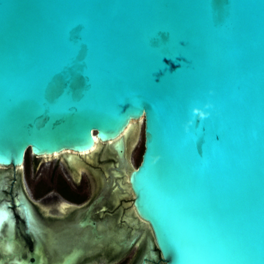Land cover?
Returning a JSON list of instances; mask_svg holds the SVG:
<instances>
[{
  "label": "water",
  "instance_id": "obj_1",
  "mask_svg": "<svg viewBox=\"0 0 264 264\" xmlns=\"http://www.w3.org/2000/svg\"><path fill=\"white\" fill-rule=\"evenodd\" d=\"M141 119L164 264H264V0H0V164Z\"/></svg>",
  "mask_w": 264,
  "mask_h": 264
},
{
  "label": "flooded vegetation",
  "instance_id": "obj_2",
  "mask_svg": "<svg viewBox=\"0 0 264 264\" xmlns=\"http://www.w3.org/2000/svg\"><path fill=\"white\" fill-rule=\"evenodd\" d=\"M133 134L122 156L98 141L0 164V264H164L134 207Z\"/></svg>",
  "mask_w": 264,
  "mask_h": 264
},
{
  "label": "rangeland",
  "instance_id": "obj_3",
  "mask_svg": "<svg viewBox=\"0 0 264 264\" xmlns=\"http://www.w3.org/2000/svg\"><path fill=\"white\" fill-rule=\"evenodd\" d=\"M136 124V128L133 134L135 136V142L136 140H138L137 144L134 147V154H135V161L133 163L132 167H136L138 166L140 159H141V154L143 151V141H144V137H143V123L141 121H137V122H133V124Z\"/></svg>",
  "mask_w": 264,
  "mask_h": 264
},
{
  "label": "bare ground",
  "instance_id": "obj_4",
  "mask_svg": "<svg viewBox=\"0 0 264 264\" xmlns=\"http://www.w3.org/2000/svg\"><path fill=\"white\" fill-rule=\"evenodd\" d=\"M140 121L143 123V120H142V119H141ZM136 126H137V125L134 123V124H132L130 127L126 128V129L124 130V132H123L124 135H125V137H127L128 134L134 132ZM124 135H123V136H124ZM132 147H133V146H132Z\"/></svg>",
  "mask_w": 264,
  "mask_h": 264
}]
</instances>
